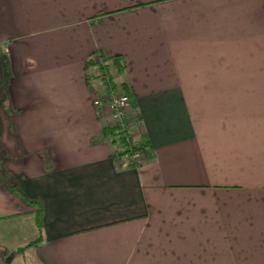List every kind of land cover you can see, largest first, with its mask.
Masks as SVG:
<instances>
[{
  "label": "crops",
  "instance_id": "0c3cea01",
  "mask_svg": "<svg viewBox=\"0 0 264 264\" xmlns=\"http://www.w3.org/2000/svg\"><path fill=\"white\" fill-rule=\"evenodd\" d=\"M4 65L0 145L43 206L39 264H264V0H0ZM114 90L119 151L96 105ZM35 211L0 187V223Z\"/></svg>",
  "mask_w": 264,
  "mask_h": 264
},
{
  "label": "trees",
  "instance_id": "16d2710c",
  "mask_svg": "<svg viewBox=\"0 0 264 264\" xmlns=\"http://www.w3.org/2000/svg\"><path fill=\"white\" fill-rule=\"evenodd\" d=\"M114 69H116L118 72L124 71V64L123 61L120 57H109L104 54H99L98 55V62L95 64L99 65L101 70H105L109 65ZM6 70V65L0 66V88L1 91H3V99H2V106L3 108L7 109L8 108V90L5 89L7 87L6 79L8 78L7 71ZM115 87V85L113 86ZM120 90L127 92L128 93V88L123 84L120 85ZM7 90V91H6ZM129 94V93H128ZM114 128L112 129H106V134H113L114 137ZM118 140H115V142ZM127 151L117 155H127ZM10 159V156L7 154L5 149L2 148L0 145V187L4 190H7L16 196H18L22 201H24L27 205L29 206H35L37 207V211L35 212H30L28 214H34L35 215V224L37 227L40 228L41 226V221L43 217V206L42 203L39 201H36V199L30 198L28 195L25 194V192L21 189L20 184L18 183V180L12 177L10 173L7 172L5 169L4 163L7 164V161ZM41 242V235L40 237L33 241L30 242L25 248H30V247H36L40 244ZM24 249V248H23ZM22 249V250H23Z\"/></svg>",
  "mask_w": 264,
  "mask_h": 264
},
{
  "label": "rangeland",
  "instance_id": "374dc122",
  "mask_svg": "<svg viewBox=\"0 0 264 264\" xmlns=\"http://www.w3.org/2000/svg\"><path fill=\"white\" fill-rule=\"evenodd\" d=\"M107 112L105 111L106 114ZM111 118L113 119L112 115ZM4 165L10 173L9 164L4 163ZM28 213L30 212L26 214ZM12 219L0 223V264H39L31 255L32 247L25 248L33 239H38L41 235V227L35 224V215L28 214L22 220ZM32 233L36 235L31 237Z\"/></svg>",
  "mask_w": 264,
  "mask_h": 264
},
{
  "label": "built area",
  "instance_id": "2783aa9c",
  "mask_svg": "<svg viewBox=\"0 0 264 264\" xmlns=\"http://www.w3.org/2000/svg\"><path fill=\"white\" fill-rule=\"evenodd\" d=\"M97 106L107 109L113 117L114 138L119 142H122L120 147L125 143L128 145L130 143V129L126 121V115L128 108L130 106V96L127 93L116 92L115 90L111 92L108 99L102 102L101 100L96 102ZM119 151V150H118ZM130 152V151H129ZM131 157L129 161L135 166L140 165L142 161V149H131ZM115 154H118L117 152Z\"/></svg>",
  "mask_w": 264,
  "mask_h": 264
}]
</instances>
